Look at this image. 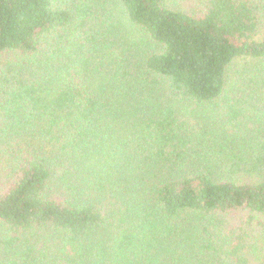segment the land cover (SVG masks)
Segmentation results:
<instances>
[{
  "label": "trees",
  "instance_id": "1",
  "mask_svg": "<svg viewBox=\"0 0 264 264\" xmlns=\"http://www.w3.org/2000/svg\"><path fill=\"white\" fill-rule=\"evenodd\" d=\"M0 264H264V0H0Z\"/></svg>",
  "mask_w": 264,
  "mask_h": 264
},
{
  "label": "rangeland",
  "instance_id": "2",
  "mask_svg": "<svg viewBox=\"0 0 264 264\" xmlns=\"http://www.w3.org/2000/svg\"><path fill=\"white\" fill-rule=\"evenodd\" d=\"M237 225H239V224H237ZM262 234H263L262 231L259 228H257L256 226L251 227L250 235H251L252 239H258Z\"/></svg>",
  "mask_w": 264,
  "mask_h": 264
}]
</instances>
